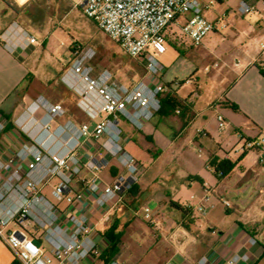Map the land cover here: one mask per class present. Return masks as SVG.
Listing matches in <instances>:
<instances>
[{"label": "crops", "instance_id": "0c3cea01", "mask_svg": "<svg viewBox=\"0 0 264 264\" xmlns=\"http://www.w3.org/2000/svg\"><path fill=\"white\" fill-rule=\"evenodd\" d=\"M3 1L6 6L0 7V34L19 20L26 29L27 26L36 28L30 17L20 11L29 0ZM207 18L217 22L215 17ZM218 32L208 33L197 45L199 48L192 51L193 62L188 64L192 73L186 82L195 87L189 94L180 93L165 82L168 68L165 67L164 72L163 66L162 76L157 78L167 84L160 95L162 110L141 129L123 121L121 142L138 159L143 170L139 181L120 201L102 208L89 201L82 207L94 228L96 240L103 246L102 255L110 252L112 240L118 236L111 258L123 264H162L167 260L174 264H192L204 254L209 259L207 264H264V148L245 151L222 179L216 178L208 163L213 156L236 160L241 154L234 152V148L244 139L264 136V48L261 47L264 6L258 3L257 10L244 19L233 44L223 43ZM30 33L34 35L31 30ZM172 35L177 37L176 41L169 40ZM165 40L187 50L193 49L191 43L187 45L189 39L178 31L176 34L175 28L165 32ZM36 44L9 48L0 41V116L8 124L15 112L21 109V113L42 95L64 106V118L92 123L79 103V94L64 77L72 63L60 76L61 99H53L49 91L45 89L44 93L34 86L32 53L36 51ZM181 57L185 56L179 53V59ZM144 79L149 84L156 81L150 76ZM72 93L77 99L67 104L66 98ZM231 102L238 109L232 108ZM72 107L78 114L69 112ZM217 113L224 116L223 130L218 128ZM6 129L5 142L10 141L11 127ZM191 143L199 146L198 152L206 149L208 156L202 159L184 156L180 147ZM148 144H154L158 153L150 154ZM145 151L149 156H145ZM163 152L166 155L160 157ZM154 165L160 167L147 179ZM118 171L117 163L112 160L102 176L108 181ZM205 196H208L207 201H204ZM222 200L228 201L230 206L225 207ZM171 201L179 203L183 210L173 207ZM202 202L206 205L203 213L197 210ZM75 205L79 211L80 204ZM144 206L151 209L150 219L144 216ZM250 237L256 242L247 250L250 257L244 259L241 257L246 251L244 242ZM127 238L138 255L121 252ZM236 255V260L229 263ZM14 259L11 250L0 240V264H12Z\"/></svg>", "mask_w": 264, "mask_h": 264}, {"label": "built area", "instance_id": "2783aa9c", "mask_svg": "<svg viewBox=\"0 0 264 264\" xmlns=\"http://www.w3.org/2000/svg\"><path fill=\"white\" fill-rule=\"evenodd\" d=\"M75 1L128 56L144 58V77L159 78L162 65L156 55L166 50L167 30L178 29L197 46L208 33L226 27L224 22L205 16L211 3L201 0ZM258 3L264 6V0H239L236 9L240 14L251 13ZM0 41L9 48L37 43L17 22L0 34ZM64 77L79 94V103L92 123L64 118L66 109L61 103L39 95L13 120L10 141L5 142L7 120L0 116V240L20 264H123L115 258H103V246L82 207L89 201L99 208L112 205L139 181L143 168L121 142L119 119L143 128L160 110V95L166 85L159 80L149 84L144 77L126 84L114 80L106 69L94 75L89 66L77 63ZM216 119L223 130V114L217 113ZM263 148L264 136H259L244 139L234 152ZM112 160L119 171L107 181L102 171ZM222 202L230 206L228 201ZM205 209V202L197 206L201 213ZM143 213L150 219L149 206L143 207ZM255 242L253 237L244 242L242 258L250 257L247 250ZM208 261L204 254L192 264ZM162 264L174 263L167 260Z\"/></svg>", "mask_w": 264, "mask_h": 264}, {"label": "rangeland", "instance_id": "374dc122", "mask_svg": "<svg viewBox=\"0 0 264 264\" xmlns=\"http://www.w3.org/2000/svg\"><path fill=\"white\" fill-rule=\"evenodd\" d=\"M201 1L211 3L210 8L204 11L205 16L209 18L215 17L220 23L224 22L226 24V27L219 29L217 33L219 38H223V43L233 44L239 30L244 24V19L251 13L244 15L238 13L236 11L238 0ZM75 3V0H29L20 10L24 15L30 17L31 23L36 27L32 29L27 26L29 31L31 30L34 33L37 40V44L35 45L36 51L32 53L33 62L35 63V74L32 75L34 86L44 93L45 89L49 91V95L53 99H61L62 84L60 76L71 63L89 66L94 75L106 69L112 74L114 80L126 84H133L143 78L145 75V60L142 57L133 58L128 56L115 41L99 29L94 21L84 15L81 7ZM4 6H6L5 2L0 0V7ZM18 23L24 25L20 20ZM177 31L178 29L176 30V34ZM174 35L169 38L171 42L177 40V37ZM190 42L189 40L187 45ZM164 43L166 51L156 55V59L162 65V70L164 66V72L168 68L166 72V79L168 80H165V82L174 89H179L180 93L187 95L195 87L194 84L186 82L187 77L192 73V70L188 68V64L191 61L193 62L192 51H195L199 47L193 46V49L187 50L183 46H175L166 40ZM179 53L185 57L179 59ZM162 70L159 72L158 77L162 76ZM184 74L186 76H182ZM154 79L158 81L156 78ZM175 81L185 82L179 86ZM37 95V93H34V96ZM69 96L66 98L67 104L77 99L73 93ZM20 111L21 109L13 114L12 122ZM69 112L72 115L78 114L73 107L69 109ZM123 121L129 123L121 117L119 119L121 130L123 128ZM146 147L150 154L158 153V149L154 144H148ZM198 148L199 146L194 143L180 147L184 156L194 159H202L208 156L206 149L202 148V151L198 152ZM145 153V156H149L147 151ZM165 155L166 153L163 152L160 157ZM159 167V165H154L146 175V178L150 179L153 177ZM150 205L152 206V204ZM140 208L138 209L139 213L141 211ZM128 239L124 240L121 252L133 253L135 255L137 252H133V244Z\"/></svg>", "mask_w": 264, "mask_h": 264}, {"label": "trees", "instance_id": "16d2710c", "mask_svg": "<svg viewBox=\"0 0 264 264\" xmlns=\"http://www.w3.org/2000/svg\"><path fill=\"white\" fill-rule=\"evenodd\" d=\"M144 59V58H143ZM146 73V68H145V62H144V74ZM183 82V81H182ZM182 82H179L182 83ZM166 85V84H165ZM161 98V97H160ZM161 100V108L159 111L162 110L163 106V100ZM231 107L234 109H238L237 105L231 102ZM158 111V112H159ZM7 127H12V122H9L7 124ZM245 152H243L236 160H230L229 158L223 157V158H218V157H211L209 159V165L213 169V173L216 176L217 179H222L224 178L229 172L237 165V163L242 159V156L244 155ZM171 205L173 207H176L178 209L183 210V206H181L179 203L171 201ZM113 245L111 246V250L109 253L106 255H102L105 260L111 259L112 255L116 251L117 248V243H118V236H115V238L112 240ZM12 264H20L18 260L14 259Z\"/></svg>", "mask_w": 264, "mask_h": 264}, {"label": "clouds", "instance_id": "9594fccd", "mask_svg": "<svg viewBox=\"0 0 264 264\" xmlns=\"http://www.w3.org/2000/svg\"><path fill=\"white\" fill-rule=\"evenodd\" d=\"M20 2H21V3H23V2H24V0H20Z\"/></svg>", "mask_w": 264, "mask_h": 264}]
</instances>
